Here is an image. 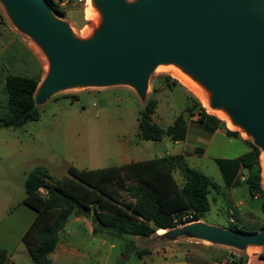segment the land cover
I'll return each instance as SVG.
<instances>
[{"label":"water","instance_id":"obj_1","mask_svg":"<svg viewBox=\"0 0 264 264\" xmlns=\"http://www.w3.org/2000/svg\"><path fill=\"white\" fill-rule=\"evenodd\" d=\"M92 3L99 24L78 37L46 0H0L11 24L47 57L33 93L35 105L83 86L127 85L143 98L155 68L174 63L208 92L210 107L222 109L264 152V0ZM73 218L69 212L64 223ZM162 235L242 250L264 246V225L248 232L195 220Z\"/></svg>","mask_w":264,"mask_h":264},{"label":"trees","instance_id":"obj_2","mask_svg":"<svg viewBox=\"0 0 264 264\" xmlns=\"http://www.w3.org/2000/svg\"><path fill=\"white\" fill-rule=\"evenodd\" d=\"M46 2L54 14L64 16L57 2ZM38 81V76L6 74L7 102L4 113L0 115V126L20 127L39 118V110L33 100ZM155 105L156 99L148 97L139 111L137 136L160 140L166 134L172 140L183 139L187 117L193 114L192 107H186L188 115L179 112L164 129L152 121L150 114ZM197 113L200 120L212 116L204 108ZM226 133L235 136L238 131L226 129ZM248 143L250 148L237 158L216 159V162L226 182L234 177L238 166L245 169L244 182L248 191L250 195L262 198L264 211L260 150L249 140ZM176 169L182 175L181 182L173 174ZM67 171L68 176L55 180L45 167L36 166L25 177L23 202L36 211V216L21 241L33 264H51L49 254L56 246L69 212L74 216L91 215L93 233L125 238L130 235L147 237L160 228L168 229L202 219L209 208L207 193L212 184L209 177L188 166L180 155H163L91 169L69 165ZM40 186L46 188L45 196L38 193ZM228 228L254 231L240 228L235 223H230ZM145 252L147 249H141L138 255ZM245 259V256L235 258L228 255L229 262L225 263V260L222 264H244Z\"/></svg>","mask_w":264,"mask_h":264},{"label":"rangeland","instance_id":"obj_3","mask_svg":"<svg viewBox=\"0 0 264 264\" xmlns=\"http://www.w3.org/2000/svg\"><path fill=\"white\" fill-rule=\"evenodd\" d=\"M77 3L78 10L75 9L73 14L78 24L72 23L70 27L76 36L86 37L87 29L93 30L96 26L93 19L84 17V0H79ZM0 23L15 34L28 53L35 55L37 74L42 68L41 76H44L48 67L46 55L35 41L19 32L11 24L1 4ZM168 73L164 70H154L149 79L146 96L143 98H140L127 85L83 86L60 90L37 105L39 110L37 120L28 121L20 127H9L8 130L15 136H35L36 146L43 149L41 155L50 161L55 160L53 150L63 152V143H67V148H71L72 151L78 145V148L82 150L80 154L83 156V162H78V166L83 167L82 169L118 165L117 150L122 141L131 145L134 142H141V146H146L147 149L137 155L139 157H157L164 154L163 151L168 147V143L171 144L166 135L160 141L138 140L136 137L139 111L148 97L155 96L158 102L157 110L167 113L165 121H169L179 112L188 115L187 106L192 107V113L204 108L208 114L217 118L224 128L237 130L238 136L250 141L249 136L243 130L227 126L222 117L204 107L197 93ZM167 104L168 107L165 109ZM77 138L78 142L75 141ZM55 161L57 163V160ZM199 162L202 166L198 167L203 172L214 181H221L220 173L214 162L207 158ZM188 164L193 163L188 162ZM175 176L180 181L178 172H175ZM119 190L122 195L120 186ZM219 209L222 212H219ZM224 209L223 203L218 207L211 206L203 215V219L207 223H224ZM199 221L203 220L199 219ZM63 229L60 238H67L69 243L77 249L78 254L54 258V264H192L193 262L214 264L206 257V252H210L211 248L221 250L219 258L225 259V263L229 262L228 255L235 258L250 255L255 259L256 254L264 253V246H247L243 250L233 247H207L215 245H209L212 243L206 240L189 238L184 235L172 239L163 236L162 234L170 228L165 229L163 233L155 232L147 237L130 235L125 238L100 232L88 235L80 231L78 223L72 220L64 223ZM127 242L129 243L125 245ZM141 249H147V252L138 255ZM212 253L215 254V251L213 250Z\"/></svg>","mask_w":264,"mask_h":264},{"label":"crops","instance_id":"obj_4","mask_svg":"<svg viewBox=\"0 0 264 264\" xmlns=\"http://www.w3.org/2000/svg\"><path fill=\"white\" fill-rule=\"evenodd\" d=\"M54 1L64 11L62 18H65L69 24H78L73 14L75 9L78 10L77 0ZM34 57V54L28 53L25 47L19 43L15 34L0 23V115L6 109V74L39 75V79L42 77V68L37 74V63ZM157 103L156 100V105L150 115L153 122L165 129L173 122L177 114L171 117L169 121H165L164 118L167 113L157 110ZM167 107L168 104L165 109ZM198 116L199 114L196 112L187 117L186 134L183 139L172 140L166 134L162 136L163 138L166 135L171 141V144L168 143V147L163 151V155H180L188 166L209 177L212 184L207 193L208 210L211 206L218 207L222 203L225 206L223 210L225 222H209L210 224L228 228L230 223H235L240 228L259 229L264 223V211L261 208L262 198L257 195H250L244 182L245 169L238 166L234 177L226 182L216 162V159H234L240 156L250 148L248 140L238 136V134L235 136L228 135L226 128L213 116L204 117L202 120ZM8 129L9 127L0 126V264H33L26 246L21 241L22 235L36 216V211L23 202L25 177L36 166H43L53 179L64 178L69 175L67 171L69 165H73L77 169L83 168L78 166V162H83V156L80 154L82 150L77 145L72 151L71 148H67V143H63V152H54V150L52 152L54 159L57 160L56 163L55 160H46L41 155L43 149L36 146L35 136H15ZM136 137L141 140L138 136ZM75 141L78 142V138ZM144 149L147 147L141 146V142H134L133 145L126 141L120 142L117 150L118 165L148 159L137 156ZM206 158L216 164L221 181H214L198 167L202 166L199 160ZM188 162L193 164L189 165ZM88 168L91 167H86V169ZM175 172H178L180 177V181L176 180L181 182L183 180L181 173L176 169L173 172L174 176ZM219 212L222 210L219 209ZM230 218H233V222L230 221ZM71 220L78 223L80 231L86 232L88 235L96 234L92 232L94 223L91 215H76ZM202 220L205 221L203 218ZM63 230L62 228L61 231L63 232ZM60 233L54 250L49 254L51 264H54V258L78 254L77 249L69 243L67 238H60ZM209 245L215 246L207 247H226L217 244ZM211 249L210 252H206V257L214 264H222L225 259L219 258L221 250H217L218 248ZM213 250L215 254L212 253ZM245 258L244 264H264V257H261L259 253L255 255V259L250 255L245 256Z\"/></svg>","mask_w":264,"mask_h":264},{"label":"bare ground","instance_id":"obj_5","mask_svg":"<svg viewBox=\"0 0 264 264\" xmlns=\"http://www.w3.org/2000/svg\"><path fill=\"white\" fill-rule=\"evenodd\" d=\"M84 17L93 19L94 25L99 24V12L97 8L93 5L92 0H84ZM92 32V29L88 28L86 33L89 35ZM155 70H164L168 71L170 75L173 77L179 79L182 81L185 85H187L189 88H191L195 93H197L202 101V104L204 107L208 108V110L216 113L220 117L224 119L227 126L237 128V125H234L229 118V116L220 108H212L209 105V99H208V92L196 81L194 80L190 75H188L186 72H184L179 66H177L174 63H168V64H160L158 65ZM168 73V74H169ZM244 132V131H243ZM260 163L262 166V178L264 179V152H260ZM165 229L160 228L156 230L157 233H163Z\"/></svg>","mask_w":264,"mask_h":264},{"label":"built area","instance_id":"obj_6","mask_svg":"<svg viewBox=\"0 0 264 264\" xmlns=\"http://www.w3.org/2000/svg\"><path fill=\"white\" fill-rule=\"evenodd\" d=\"M77 1H79V0H77ZM38 193L40 194V196H45L46 193H47V190H46L45 187L40 186V187L38 188ZM230 221L233 222V218H230Z\"/></svg>","mask_w":264,"mask_h":264}]
</instances>
